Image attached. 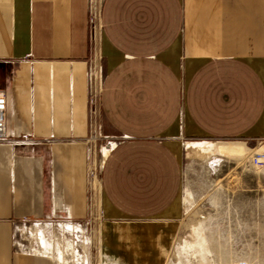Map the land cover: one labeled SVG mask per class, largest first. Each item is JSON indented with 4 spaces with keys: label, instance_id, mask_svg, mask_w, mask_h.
Listing matches in <instances>:
<instances>
[{
    "label": "crops",
    "instance_id": "crops-1",
    "mask_svg": "<svg viewBox=\"0 0 264 264\" xmlns=\"http://www.w3.org/2000/svg\"><path fill=\"white\" fill-rule=\"evenodd\" d=\"M100 25L93 44L87 0H0V264H55L17 242L23 226L89 217L91 64L111 145L101 222L124 225L107 237H157L126 226L176 220L185 142L264 143V0H103Z\"/></svg>",
    "mask_w": 264,
    "mask_h": 264
},
{
    "label": "rangeland",
    "instance_id": "rangeland-1",
    "mask_svg": "<svg viewBox=\"0 0 264 264\" xmlns=\"http://www.w3.org/2000/svg\"><path fill=\"white\" fill-rule=\"evenodd\" d=\"M98 118L96 112L95 132L89 129L90 149L97 151L90 169L88 219L73 222L55 217L41 226L28 223L16 236L17 242L33 251L40 249L55 264H264V159L261 165L251 163L264 155L259 152L264 143L185 142L176 220L126 226L162 231L155 233L157 237L117 239L107 237L106 230L124 225L110 223L104 229L98 205L99 167L111 147L100 141ZM221 146H238L245 154L225 155ZM131 241L137 249L129 248Z\"/></svg>",
    "mask_w": 264,
    "mask_h": 264
},
{
    "label": "built area",
    "instance_id": "built-area-1",
    "mask_svg": "<svg viewBox=\"0 0 264 264\" xmlns=\"http://www.w3.org/2000/svg\"><path fill=\"white\" fill-rule=\"evenodd\" d=\"M103 0H87V13H88V26L90 33L91 43H96L98 33L100 31V18H101V7ZM88 80V104H89V129L90 132H95V121L93 115L97 112V72L94 64H91L88 69L87 74ZM6 110L7 102L5 93L0 89V144L7 143L6 136ZM95 136L94 135H91ZM264 159L263 154L257 155L256 158L252 160L253 165H261ZM94 178V176L92 177ZM92 181V180H91ZM91 184V183H90Z\"/></svg>",
    "mask_w": 264,
    "mask_h": 264
},
{
    "label": "bare ground",
    "instance_id": "bare-ground-1",
    "mask_svg": "<svg viewBox=\"0 0 264 264\" xmlns=\"http://www.w3.org/2000/svg\"><path fill=\"white\" fill-rule=\"evenodd\" d=\"M7 143H8V142H7ZM259 152H264V149H263V148H260V149H259ZM259 152L256 151V152L254 153L255 155H253V156H256V154L259 153ZM127 233H128V232H127ZM132 236H133V235H132ZM140 252H142V251H140ZM138 256H139V255H138ZM142 256H143V255H142ZM140 258H141V257H140ZM147 258H148V257H147Z\"/></svg>",
    "mask_w": 264,
    "mask_h": 264
}]
</instances>
